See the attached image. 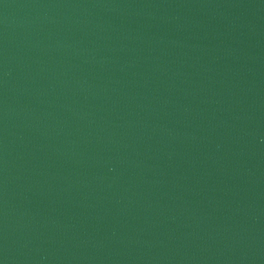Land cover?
<instances>
[{"label": "water", "instance_id": "1", "mask_svg": "<svg viewBox=\"0 0 264 264\" xmlns=\"http://www.w3.org/2000/svg\"><path fill=\"white\" fill-rule=\"evenodd\" d=\"M0 264H264V65L0 86Z\"/></svg>", "mask_w": 264, "mask_h": 264}]
</instances>
